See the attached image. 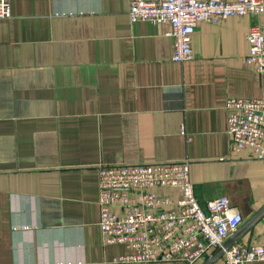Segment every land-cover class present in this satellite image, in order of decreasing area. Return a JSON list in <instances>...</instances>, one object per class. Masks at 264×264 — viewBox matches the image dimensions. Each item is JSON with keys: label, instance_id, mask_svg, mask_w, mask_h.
Returning <instances> with one entry per match:
<instances>
[{"label": "crops", "instance_id": "1", "mask_svg": "<svg viewBox=\"0 0 264 264\" xmlns=\"http://www.w3.org/2000/svg\"><path fill=\"white\" fill-rule=\"evenodd\" d=\"M129 2L10 0L0 17V264H187L116 260L128 250L99 231V163L187 159L200 205L226 196L244 222L264 203V159L231 151L226 108L264 99L244 60L264 12L199 21L174 61L170 24L131 21ZM258 243L264 216L236 244Z\"/></svg>", "mask_w": 264, "mask_h": 264}, {"label": "built area", "instance_id": "2", "mask_svg": "<svg viewBox=\"0 0 264 264\" xmlns=\"http://www.w3.org/2000/svg\"><path fill=\"white\" fill-rule=\"evenodd\" d=\"M264 12V0H130L131 21L168 22L166 34L174 39L172 59L192 57L196 24L218 23L230 15ZM11 15L10 0H0V17ZM244 57L255 71L264 73V32L252 24ZM227 133L231 151H253L264 159V99L229 97ZM98 227L106 244H122L128 252L120 262L156 263L203 260L223 244L243 222V216L226 196L197 201L189 177V161L107 164L99 163ZM175 189L178 197L161 192ZM264 261V243L235 244L224 251L222 264Z\"/></svg>", "mask_w": 264, "mask_h": 264}, {"label": "water", "instance_id": "3", "mask_svg": "<svg viewBox=\"0 0 264 264\" xmlns=\"http://www.w3.org/2000/svg\"><path fill=\"white\" fill-rule=\"evenodd\" d=\"M264 216V203L258 208L242 225L233 231L221 246L215 249L201 264H213L224 254V251L235 245L237 241L247 232V230Z\"/></svg>", "mask_w": 264, "mask_h": 264}]
</instances>
